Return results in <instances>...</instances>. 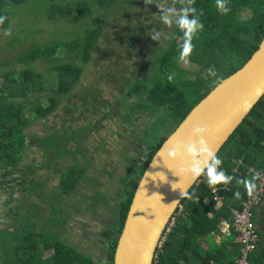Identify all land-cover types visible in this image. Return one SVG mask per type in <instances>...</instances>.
I'll return each instance as SVG.
<instances>
[{"label": "trees", "instance_id": "1", "mask_svg": "<svg viewBox=\"0 0 264 264\" xmlns=\"http://www.w3.org/2000/svg\"><path fill=\"white\" fill-rule=\"evenodd\" d=\"M142 1L147 7L148 3L153 5L158 2ZM25 2L0 0V15L7 17L4 24L0 25V31L11 28L9 9ZM136 2L61 0L57 4L61 3L62 6L53 5L50 10L64 17L66 23L70 22V40L38 43L39 35L36 32L25 33L26 39H14V35L9 38V50L5 58L0 60V186L1 176H6L11 181L9 185L12 192H21L24 197L32 194L30 198L40 195L32 206L34 209H42L35 211L30 205L26 206L24 201L21 209L19 205L11 209L8 207L12 204L11 199L6 205L0 206V264H113L115 248L134 192L152 157L193 107L250 59L264 37V0H228L230 11L227 14L218 12L216 0H195L194 4H190L189 0L186 4L181 0H170L168 4L164 2L163 7L175 5L176 10L195 7L204 25L193 36V50L188 63H184L179 60L183 31L174 23L165 25L160 21V24L154 26L161 14L159 7H154V10L148 7V18L151 21L149 26L144 21H137L133 28L131 24L136 13L131 12V9L142 10L134 8ZM126 10L128 12L125 13ZM152 11L154 15H151ZM53 15L48 19L53 20ZM117 19L119 24L116 23ZM110 25L121 26L114 33L123 36L121 39H113L118 42L116 49L105 51L100 42L108 41L105 29ZM129 29L132 32L125 34ZM156 32L160 34L158 43L152 49L140 48L141 52L138 53V56L144 50L150 53V56L147 55L150 63L148 76L139 73L132 79L134 71L125 74L112 72L111 67H116L125 59L123 52L131 53V50L134 51ZM123 46L131 50H124ZM92 56L109 60L101 59L108 66L102 71L107 75L100 74L94 85L84 79ZM111 59H116L113 66L109 65ZM209 67L215 68L216 77L207 76L205 70ZM115 73L119 75L117 79L114 78ZM129 76L132 80L126 82L124 78ZM108 77H111V82L107 80ZM116 83L118 87L115 91L108 90L110 84ZM77 90H81L80 95ZM131 97L135 100L129 102ZM132 104L133 108H127ZM60 107L64 115L62 125L49 129L41 141L48 152L59 151L63 155L60 158H69L71 162L69 166H64L52 160L49 168L48 163L44 165L41 162L35 167V162L31 164L22 158L30 150L26 127L37 119H45L56 113ZM134 109H145L148 112L147 121L151 123L148 129L141 126L137 130L134 122L125 125V121L116 117L118 110L132 112ZM27 110L31 111L32 116L24 119ZM104 111L108 115L107 120L99 117ZM114 123L117 131H112ZM98 126L103 128L100 130L96 128ZM105 131H110L111 136L103 139ZM156 133L158 139L154 143L149 135ZM113 136L120 137L122 142H118L113 149L118 157L112 158L113 164L117 166L112 167L119 169L125 179H118L121 190L112 194L117 196L115 201L118 206L109 205L111 193L102 195L105 204H101L99 200L102 196L98 197L97 193L89 191L80 197L82 192L77 191L84 178L89 176V183L95 181L91 172L86 175L87 168L80 163L86 158L84 153L89 157L94 156V159L105 152L107 154L106 147L99 148V144L105 141L109 145ZM90 144H96L98 151L91 149ZM217 156L223 161L221 167L226 174L236 179H251L250 168L260 172L264 170V96ZM137 159L138 162H135ZM60 166L65 169L61 167L58 178L52 174V168L56 172ZM27 169L33 170L35 177ZM114 175L117 173L114 172ZM31 178L40 184L42 193L30 192L26 195ZM13 179L28 182V185L16 184ZM116 182L113 181V184ZM100 185L104 186L103 183ZM51 188H55L52 196L56 198L51 197L53 202L49 204L48 189ZM215 188L223 196L220 205L213 200V189L207 186L204 177L201 176L199 182L191 188L188 192L191 198L184 197L181 202L182 211L175 215L174 225L165 232V239L156 251L153 264H235L241 257L242 246L236 241V233L230 229L229 233L223 235L219 221L223 219L231 224L232 211H241L251 197L246 194L243 184L238 186L235 179L228 185L220 184ZM237 191L240 192L239 199L233 195ZM66 198L79 200L78 208L74 205L62 206L64 209L61 212L60 199L63 203ZM55 203H60V207L56 209L58 204ZM47 208L50 215L43 213ZM254 208L252 218L256 227ZM9 217H13L14 221L19 220L13 230L10 227L2 228L3 219ZM52 221H55V227L49 231L46 226L52 225ZM90 229L100 231L98 236L103 239V243L94 236L84 235ZM256 232L260 243L258 246L256 244L251 257V253L248 255V261L264 264V251L261 249L264 240L257 227ZM212 235L223 237L215 247L207 245V239ZM91 244H95L96 254L104 257V263L95 254L83 251V248L87 249Z\"/></svg>", "mask_w": 264, "mask_h": 264}, {"label": "rangeland", "instance_id": "2", "mask_svg": "<svg viewBox=\"0 0 264 264\" xmlns=\"http://www.w3.org/2000/svg\"><path fill=\"white\" fill-rule=\"evenodd\" d=\"M61 0H26V2L18 7L15 8H11L9 9V15H10V24H11V35L10 36H4L3 33L4 31H0V60H2L3 58H5L6 56V51L9 50L8 46V40L11 36L14 35V39L15 38H19V39H26V35L25 33H31V32H36L37 35H39V40L38 43L41 42H55V41H61V42H66L68 40H70V35H68V32H70L69 30H71L70 27V22L68 21L67 23L65 22V18L59 16L58 14L55 15V13H53L52 10H50V7L53 5H60ZM137 2L135 3L137 6H135V9H142V10H134L131 9V12L134 11L136 13V16L133 19V22L131 24V26H133V28H135L134 24L137 21H144L146 26H149V24L151 23V21L148 18V15H150V12L147 10L149 8L153 9L154 7H163L164 2H170V0H158V2H154L153 5L151 3L149 4V8L147 7V5H143L144 1L142 0H136ZM183 2H185V4L188 2V0H181ZM147 4V3H145ZM62 6V4H61ZM175 7V5H174ZM154 10V9H153ZM128 12L127 10L125 11V13ZM154 15V12L152 11ZM51 14L53 15V20H49V16ZM12 18V19H11ZM67 21V20H66ZM160 18L157 21L158 23H156L154 26H157L158 24H160ZM119 19L116 20V23L119 24ZM28 25H32V26H28ZM121 26L115 27V25H110L108 28L105 29L106 31V35L109 36L108 41L106 42L105 40H102L100 42L101 47L105 50V51H110L111 49L114 50L116 49V46L118 44V42L113 41V39H121L123 35H118L115 32V30L117 28H120ZM75 28H77V26H75ZM119 33H121L120 31H118ZM130 32H132V30H127L125 32V34H129ZM151 33V32H150ZM146 36H149L146 33ZM158 43L157 41L152 40V38H147L146 41H143L139 47H137L134 51L131 49H126V47L123 46L124 50H131V53H125L123 52V54L125 55V59L123 61H121V63L119 65H117L116 67H111L112 72H122V73H132L133 71L135 72L134 77L132 79H135L137 77V75L139 73H142L145 76H148V69H149V56L150 53L146 50L142 51V53H140V56H138V53L141 52L140 48H147L150 47L151 49L154 47V44ZM148 44V45H146ZM123 50V51H124ZM120 51V50H119ZM122 52V51H120ZM149 54V56L147 57V55ZM94 56H92L93 58ZM105 59L108 60L105 57H95L93 59H95V61L91 60L90 65H88L87 70H86V75L84 76L85 81L91 83L94 85L95 80H98V76L101 74L103 75H107L106 72H102L103 70L106 69V66L104 64V62L101 59ZM112 60V59H111ZM110 60V61H111ZM109 61V60H108ZM124 62V63H122ZM116 64V59L112 60V62H110V66H113ZM111 72V74H112ZM119 75L117 73L114 74V78H118ZM143 78V77H141ZM83 79V80H84ZM125 81H129L132 80L131 77L129 76V78H124ZM107 80L109 82H111V77L107 78ZM0 83H1V78H0ZM87 86H89V84L87 83ZM114 87V88H113ZM118 87V84H110L108 90H113L115 91ZM78 93V95H80L81 90H77L76 91ZM129 102L134 101L135 99L133 97L128 99ZM42 104H45L44 102ZM134 107V104L128 106L127 108L131 109ZM64 108V106H63ZM62 107H60L58 109V111L52 115H50L47 118H40L37 119V117H35V121H33L32 124L28 125L26 128V133L28 134V138H27V142H28V146L30 147V150L26 151L25 154L22 156V158L25 161H29L31 164H33V162H35V167H37V165L41 162L44 165H46L47 163L48 168L51 167V163L50 161L52 160H56L58 162H61L64 166H69L71 160L69 158H66L65 160L62 159L63 155L61 152L56 151H49L48 149L44 147V145L42 144L41 138L49 131V129L55 128L56 125H59V127L62 125ZM144 113H146V117L143 118ZM116 117H118L119 119H121L122 121H125V125H129L128 122L132 121L136 124V129H140L141 126H144V129H148V127L150 126V122L147 121V117L149 116L148 112H146V110H140V109H134L132 112L128 111V110H118L116 113ZM102 117L101 119H108V115L107 113L101 114ZM32 116L31 111H26L25 114L23 115V118H29ZM64 116V115H63ZM98 117V118H99ZM49 118V119H48ZM97 119V118H96ZM95 119V120H96ZM100 121V120H98ZM102 123V122H100ZM116 124L114 123L112 126V131H117L116 129ZM103 126H98L96 128L98 129H102ZM126 131V128L124 129ZM110 131L106 132L102 135V138H108L111 136V133H109ZM118 134L120 132H117ZM143 133V132H142ZM121 135V134H120ZM149 137L152 139V141H155L158 139V134H152L149 135ZM113 139L110 141L109 145L105 142V141H100L99 144V148H105L106 147V152L103 153L101 156L99 157H89L87 156V154L84 153V156L86 158L83 159V161H81L80 163L82 165H85V167L87 168V172L86 175H88L90 172L92 174V176L95 178V181L93 183H89V176L84 178V181H81L80 184L77 187V191H81L82 195H80V197H83L84 195L88 194L89 191H92L94 193H97L98 197H101L103 194H109L111 196L109 199V205L112 206H118V203L115 201L117 199V196L115 195V192H117V190H121V186L119 185V181L118 179L123 178V173L120 172L119 169L117 168H113L112 165L116 166V164L112 162V158L117 159V155L113 152V149L116 148L117 143L118 142H122V139L120 140V137L118 136H113ZM96 144H98V141H96ZM96 144H90V148L98 151V149L96 148ZM144 151L147 152V150L145 148H143ZM132 154V151H130ZM62 155V157L60 158V156ZM94 155V154H93ZM117 156V157H116ZM120 158V157H119ZM42 159V160H41ZM135 162H138V159L135 160ZM111 164V165H109ZM109 165V166H108ZM25 166V165H22ZM64 168L63 166L57 167L56 168V172H54L53 168H52V174H55L58 178L60 176L59 174V170L62 168ZM117 167V166H116ZM122 167V166H120ZM102 168V169H101ZM65 169V168H64ZM96 169H101L99 171H95ZM123 169V168H122ZM22 170V169H21ZM27 171H31V173H33V175L35 174V172L33 170H28ZM22 172V171H21ZM114 172L117 173V175H114ZM16 174V173H15ZM17 176V175H16ZM116 176V177H115ZM2 177V182H1V186H0V206H4L6 205L7 201H9L11 199V203L10 205H8V207H11V209H14V206H20L19 208L21 209V204L22 201L25 202V205H30L31 209H34V207L32 206L33 202H37L38 198L40 197V195H34V198H30L32 194H30V197H24L23 194H21V192H17L14 193L12 192V187H10L9 182L10 179L7 178L6 176H1ZM15 177V176H14ZM35 177V175H34ZM32 180H30L31 184L29 185L30 188L28 187L27 191H26V195L28 196L30 192L32 193H42L43 190H41L40 184L34 182V179L31 178ZM117 181L116 184H113V181ZM125 180V179H124ZM14 181V179H13ZM14 182L17 183H22L23 185L26 183L25 181H21L20 179L15 180ZM13 182V183H14ZM110 182V183H109ZM100 183H103L104 186H101ZM109 183V184H108ZM126 182H123V184H125ZM28 185V182L26 183ZM89 185V186H88ZM113 185V186H112ZM5 190V192L3 191ZM49 190V196L50 198H47L49 204H51L53 201L51 199L52 196V191L55 190V188H51L48 189ZM16 192V191H15ZM7 193V194H6ZM91 193V192H90ZM16 194V195H15ZM114 194V195H112ZM123 194V193H122ZM15 195V197H14ZM70 197V196H69ZM56 198V197H54ZM123 198V197H122ZM27 199V202H26ZM57 201V200H56ZM61 204L59 203H55V205H57L55 208L57 209L58 207H60L61 205V212L62 209H64L62 206H76L79 203V200L73 199V198H66V200L61 201ZM99 203L101 204H105V200L103 198V196L101 197V199L99 200ZM112 203V204H111ZM104 206V205H102ZM100 206V207H102ZM25 208V207H23ZM78 208V207H77ZM30 209V210H31ZM42 208L41 207H36L34 210L35 211H40ZM14 211V210H13ZM45 215H50V211L49 208L45 209V211L43 212ZM102 215V214H101ZM100 215V216H101ZM103 216V215H102ZM13 217H9L7 219H3L2 221V228H15L14 226H18L19 224V220L16 219L15 221L12 219ZM54 218V220L56 219L54 216L52 217ZM55 221H52V225H48L46 227H49V231H52L55 227V225L53 224ZM14 223V224H13ZM98 230L101 231L100 228H98ZM100 234V232L98 233ZM98 234L96 235L97 240L100 241L101 243H103V239L100 237V235L98 236ZM86 236H88V234H84ZM223 237H218L217 235H212L211 237H209L207 239V245L215 247L218 244V240H220V242L222 241ZM89 240V238L87 239ZM90 248H93L94 250H90ZM83 251H85L86 253L89 254H95L94 256H96V258L101 262L104 263L105 259L103 256L97 255L96 254V250H95V244H91L86 248H83Z\"/></svg>", "mask_w": 264, "mask_h": 264}, {"label": "water", "instance_id": "3", "mask_svg": "<svg viewBox=\"0 0 264 264\" xmlns=\"http://www.w3.org/2000/svg\"><path fill=\"white\" fill-rule=\"evenodd\" d=\"M264 37L250 59L220 82L197 103L152 157L138 182L118 239L113 264H153L171 218L184 197L180 190L196 185L183 169L190 158L181 148L175 159L168 151L176 143L187 145L203 139L216 155L264 96ZM206 129L202 137L193 129Z\"/></svg>", "mask_w": 264, "mask_h": 264}, {"label": "clouds", "instance_id": "4", "mask_svg": "<svg viewBox=\"0 0 264 264\" xmlns=\"http://www.w3.org/2000/svg\"><path fill=\"white\" fill-rule=\"evenodd\" d=\"M194 2L195 0H189L190 4H194ZM216 8L221 14H227L230 11L228 7V0H216ZM159 9L161 13L159 14V18L165 25H171L174 23L178 29L183 31L182 43L179 45V60L184 63H188V57L193 50L192 38L198 30H201L204 27L197 15V9L192 6L182 7L179 10H176L174 7H161ZM6 19V16L0 15V25H3ZM3 35L10 36L11 30L6 29ZM159 37L160 34L158 32L151 36L154 41L159 40ZM205 71L208 77L217 76V72L214 67H209ZM169 80H171V76L169 77ZM261 92H264V88H257V95L261 94ZM205 131V128L197 127L193 129L192 135L200 138L203 136ZM181 148L183 149L184 154L190 158L189 165L184 168L183 171L190 175L193 180L202 176L204 177V181L207 186L216 190L215 186L220 184L228 185L235 179L236 184L238 186L243 184L246 194L249 197H252L253 191L256 187L254 181L258 179L260 175L258 172L255 173L251 179H236L232 175L226 174L221 167L223 161L205 146L202 138L198 139L197 142L189 143L187 145L176 143L173 145V148L168 151V158L175 159ZM180 191L182 197L191 198V194L188 193L187 190L183 189ZM233 195L237 199L240 198L239 191L235 192ZM216 203L217 205L221 204L218 202ZM163 238L165 237L163 236ZM163 238L161 240L162 244Z\"/></svg>", "mask_w": 264, "mask_h": 264}, {"label": "built area", "instance_id": "5", "mask_svg": "<svg viewBox=\"0 0 264 264\" xmlns=\"http://www.w3.org/2000/svg\"><path fill=\"white\" fill-rule=\"evenodd\" d=\"M252 176L257 173L255 170L250 169ZM259 178L255 180L256 187L253 191L252 197L244 203L243 209L241 211H232L233 221L228 223L226 220L220 219L219 228L222 234H227L230 229L236 233V241L242 246L241 257L235 262V264H250L248 261V255L255 249L258 242V236L256 232V227L253 223L252 209L260 204H264V172H258ZM212 190L213 200L220 203L223 200V196L219 194V190ZM182 211V207L179 206L176 214ZM175 215L171 218L169 222L167 231L174 225ZM165 238H163L164 241ZM162 241V242H163ZM162 244V243H161ZM161 244L160 247L161 248Z\"/></svg>", "mask_w": 264, "mask_h": 264}, {"label": "crops", "instance_id": "6", "mask_svg": "<svg viewBox=\"0 0 264 264\" xmlns=\"http://www.w3.org/2000/svg\"><path fill=\"white\" fill-rule=\"evenodd\" d=\"M250 169H252V168H250ZM252 170H254V169H252ZM256 172H260V171H256ZM261 172H264V170ZM254 209H255L254 215H255L256 227L258 228V232L262 235L263 240H264V204H260L259 206H257ZM263 240H261V243L263 242ZM217 242H220V240H218ZM258 243H260V240H258L257 246H258ZM261 249L264 251V244H263V246H261ZM251 255H252V253L250 254V257H251ZM253 263H254V261H253ZM250 264H252L251 261H250Z\"/></svg>", "mask_w": 264, "mask_h": 264}, {"label": "flooded vegetation", "instance_id": "7", "mask_svg": "<svg viewBox=\"0 0 264 264\" xmlns=\"http://www.w3.org/2000/svg\"><path fill=\"white\" fill-rule=\"evenodd\" d=\"M99 232H100V231L90 229L89 231H85V234H88V236H90V237H93V236H94V238L97 240L96 235H97Z\"/></svg>", "mask_w": 264, "mask_h": 264}]
</instances>
